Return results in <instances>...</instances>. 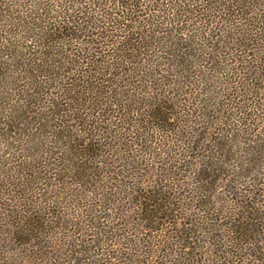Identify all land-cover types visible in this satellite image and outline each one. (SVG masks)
Segmentation results:
<instances>
[{
  "label": "rangeland",
  "instance_id": "1",
  "mask_svg": "<svg viewBox=\"0 0 264 264\" xmlns=\"http://www.w3.org/2000/svg\"><path fill=\"white\" fill-rule=\"evenodd\" d=\"M109 4L107 11L119 12L116 1ZM250 4L243 12L222 11L209 19L194 16L183 24L168 18V24H157L170 35L165 38H180L181 43L185 35L180 27L188 30L187 37L206 30L196 46L198 57L181 63L152 48L145 68L129 63L121 75L119 67H113L106 77L114 74L117 86L99 85L101 101L86 102L82 112L70 111L65 118H0V133L9 134L7 145L0 147V264H264V218L256 221V234L248 232L256 239L252 243L236 240L232 232L234 223H240L243 203L264 207V156L249 171L243 163L245 148L258 145L264 150V0ZM142 17L137 21L147 30ZM217 60L219 66L213 69ZM66 81L45 94L65 92ZM21 86L8 89V98L29 97ZM112 92L125 98L119 104L132 102L133 107L110 104ZM164 101L173 106L167 123L147 118L151 106ZM48 102L40 106L46 110ZM61 120L67 133L92 138L101 150L103 171L93 177L90 190L85 181H79L80 186L56 170L53 130ZM8 122L15 125L13 131ZM202 133L212 144L205 141L206 155L216 149L215 137L236 138L237 151L214 195L205 198L210 200L206 212L199 210L196 197L197 154L202 152L190 143ZM31 134L42 136L33 138L39 143L37 154L29 152ZM38 168L57 173L43 180ZM160 189L173 195L178 223L172 215L163 223L142 219L143 196ZM34 216L44 224L36 236L27 230ZM186 227L195 229L190 239ZM258 256L263 259L257 261Z\"/></svg>",
  "mask_w": 264,
  "mask_h": 264
},
{
  "label": "trees",
  "instance_id": "2",
  "mask_svg": "<svg viewBox=\"0 0 264 264\" xmlns=\"http://www.w3.org/2000/svg\"><path fill=\"white\" fill-rule=\"evenodd\" d=\"M115 1L119 12L113 14L112 11H107L106 5L109 3L111 5ZM161 2L165 4H160ZM250 2L251 0H197L199 5L196 6L194 0H0V118L14 120L16 118L25 120L26 118H65L64 116L70 111L78 109L77 112H82L81 106L86 102L101 101L103 95L99 96V85L108 88L117 86L114 74L106 77L113 67H119L118 73L121 75L125 73L123 67L129 63L141 64L140 66L145 68L148 62L144 61L152 48L176 56L181 63L190 59L188 57L196 56L198 50L196 46L205 38L206 30H203L201 34H188L187 37L185 33L187 29L180 27L179 32L184 31L185 35L184 42L181 43L178 41L180 38L178 40L165 38L170 35L163 30H158L157 24L163 21L164 24H168V18L183 24L187 20H192L194 16L196 19L198 17L209 19L217 17V14L222 11L243 12L244 8L252 4ZM168 4L170 6L166 7ZM147 10H154L157 14ZM143 12H146V17L140 14ZM141 17L149 29L141 30L140 21H137ZM160 33L166 35L160 37ZM161 38H164L161 40L163 46L159 42ZM87 44L93 46L90 48ZM147 59L150 60V58ZM219 62L217 60L213 69H216V65L219 66ZM65 77L67 80L65 92H56V95L52 97L45 94L50 86L54 85V89L60 87ZM20 83L23 84L21 93L29 92V97H24L23 100L8 98V89L13 90ZM111 97L110 104L128 107V109L133 107V103L127 102L129 101L127 99L125 100L127 104H119L121 99L125 98L119 97L116 92H112L109 98ZM68 101L71 103L70 106ZM44 102L51 103L46 110L40 106V103ZM42 108L44 110H41ZM172 110L173 106L165 101L157 103L147 111V118L160 120L158 123H167L171 118ZM76 116V118H83L82 121H84L82 114L77 113ZM63 124V120L59 121V128L53 130L58 149L56 155L59 158L54 162L59 167L56 170L62 169V175H70L77 180L76 184L79 181H85V187L88 184V190H90L93 177L103 171L101 165L105 160L99 159L102 155L101 150L95 146L96 143L92 142V138L86 140V138L67 133L68 127H63ZM13 126L15 127L8 122L10 131L14 130ZM158 126L160 127V124L156 125ZM34 137L41 140L42 136L29 135L31 154H37L39 149V143L35 142ZM8 139L9 134L0 133V147L5 143L7 145ZM235 139L213 138L216 149L211 152V148L210 155H206L209 151L205 152L207 148L202 147L205 141L210 144L211 139H207L203 133L191 139L192 148L198 150L200 146L202 152L201 155L197 154L200 168L198 181H196L198 184L196 197L200 211L206 212L204 207L210 209V200L205 198H211V195H214L218 180L223 179L225 165L229 164L232 155L236 154ZM245 149L243 163L250 166L244 169L249 171L253 168L251 165L259 164L264 156V150L258 145ZM205 157L211 160H205ZM38 169L42 171L43 176L39 177L43 180L57 173L49 172L46 168ZM45 173L50 175L46 176ZM78 185L82 186V184ZM147 193L143 196L144 202L139 203L143 212L142 219L145 222L162 221L163 223V220L168 217L175 216L174 219L178 223L176 210L171 205L174 200L172 194H168L163 189ZM238 211L240 214L237 218L240 223H234L235 230L232 229L233 234H236V240L248 243L256 241L248 237V232L251 231L254 234L258 232L255 228L256 221L264 218L263 205L256 206L250 201V203H243ZM33 219L36 221L31 220L27 230L29 229L30 233L36 236L44 231L42 229L44 224H41L37 216ZM185 231L186 239H190L195 234V229L192 227L189 229L186 227ZM221 251L224 253V250ZM220 257L224 259L227 255L223 254ZM262 259L260 256L256 257L257 261Z\"/></svg>",
  "mask_w": 264,
  "mask_h": 264
}]
</instances>
